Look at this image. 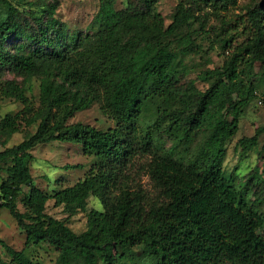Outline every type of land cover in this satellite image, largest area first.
<instances>
[{"label":"trees","instance_id":"trees-1","mask_svg":"<svg viewBox=\"0 0 264 264\" xmlns=\"http://www.w3.org/2000/svg\"><path fill=\"white\" fill-rule=\"evenodd\" d=\"M114 1L99 0L96 30L83 35L64 33L54 3L29 1L33 26L12 0H0V101L21 103L0 118V136H12L21 124L36 127L0 150V208L24 231L26 245L54 247L57 264H264V140L256 169L262 189L254 199L222 167L226 142L257 90L241 77V62H258L264 80V0L229 20L223 12L237 0H193L196 10L211 6L225 30L221 46L230 49L222 64L201 72L213 78L202 90L193 81L185 89L178 85V55L198 46L190 33L176 34L194 21L203 29L210 11L196 14L178 0L165 25L156 0L121 9ZM240 33L247 38L231 48ZM5 72L22 76L23 83L4 78ZM32 78L38 81L37 104L27 94ZM156 97L161 104L154 120L140 129L138 121ZM93 103L113 127L69 122ZM161 129L173 142L167 148L154 142ZM199 132L205 138L192 148ZM260 136L264 124L237 141L239 156L257 147ZM54 141L79 144L94 161L72 185L47 192L33 183L30 162L35 147ZM141 173L154 195L137 179ZM90 196L101 208L86 211L80 233L46 213L50 200L70 215L85 211ZM0 246L12 264H43L1 239Z\"/></svg>","mask_w":264,"mask_h":264},{"label":"rangeland","instance_id":"rangeland-1","mask_svg":"<svg viewBox=\"0 0 264 264\" xmlns=\"http://www.w3.org/2000/svg\"><path fill=\"white\" fill-rule=\"evenodd\" d=\"M29 1L34 0H12L21 11V16L25 22L32 24L28 13L30 6ZM186 7H191L196 14H202L203 11H210L209 18L205 22L203 29H200L199 22H191L190 26H182L176 34V39L183 36L187 32L195 39L198 46L196 52L190 54H179L175 62L178 70V85L186 88L189 81H193L198 89L207 88L213 81L212 77H201V72L206 69H212L222 64L225 55L230 51L229 48L221 46V39L224 37L225 30L220 26V19L213 15L211 6L205 7L203 10H196L193 0H184ZM46 3L56 4L54 16L63 23L64 33L71 34L79 32L81 34L94 33L96 25L93 24V16L98 10L99 0H46ZM178 0H156L154 2L155 9L161 14L165 25L169 24L175 12ZM261 4V0H237L235 5H229L227 11H224L225 18L229 20L234 15L242 14L247 7H255ZM115 8L121 9L125 7L141 8L140 0H115ZM34 26V24H32ZM240 22L236 27L241 28ZM247 38L246 33L236 35L235 39L229 45L240 44ZM263 71L262 66L258 62L243 61L240 64L241 77L244 80H252L256 84L257 90L255 97L249 103L242 113L239 121L238 131L226 142V152L223 160V170L226 175H234L236 186L247 191V197L254 199L255 196L261 194L262 184L259 183L256 169L261 168L262 159L258 151L263 143L264 137L260 136L259 145L252 149L247 156H239V148L237 141L243 136H250L254 133L257 126L264 124V80L261 77ZM4 78L15 79L18 83H23L22 76L14 75L10 72L3 74ZM31 90L27 94L32 96V100L37 104L38 100V81L32 78L30 81ZM28 84V83H25ZM0 118L6 113H15L21 108V103L13 99H3L0 101ZM157 104H161L156 97L153 99L144 116L138 121L139 128H144L147 124L154 120V111ZM69 122H83L91 124L100 129L113 127L115 122L103 114L98 103H93L90 107L76 112ZM166 120L162 121L164 126ZM35 126L26 127L23 124L19 126V130L12 136L6 138L0 136V150L22 140L27 134L35 130ZM205 138V134L199 132L193 142L196 148ZM154 142L165 148L169 147L173 142L167 134L161 129L154 133ZM179 153L175 151V155ZM34 159L30 162V171L33 177V183L41 190L52 192L65 186L72 185L78 179L82 178L85 172L93 164L94 158L83 153L79 144L70 142H50L41 144L32 150ZM80 164L83 168H65L66 165ZM142 187L152 196L155 194L148 175L143 173L137 177ZM1 182V180H0ZM26 187L23 188L25 192ZM101 208L97 198L90 196L87 200L86 210L69 214L63 206H54L50 200L46 204V213L63 220L74 232L80 233L86 228V211L90 208ZM18 208L23 211L24 208L18 202ZM264 211V202L259 205ZM0 239L17 250H23L28 257L36 259L43 264H57L58 251L48 245L41 244L39 246H31L25 244V233L17 226L16 220L11 216L8 210L0 208ZM140 250L138 249L137 252ZM1 261L10 263V258L4 253L0 246V264ZM97 264H102L98 259Z\"/></svg>","mask_w":264,"mask_h":264}]
</instances>
